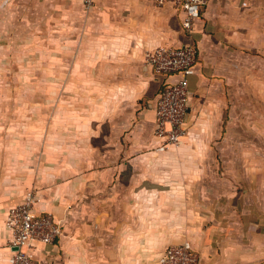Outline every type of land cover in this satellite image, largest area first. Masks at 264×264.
Segmentation results:
<instances>
[{
  "label": "crops",
  "instance_id": "obj_1",
  "mask_svg": "<svg viewBox=\"0 0 264 264\" xmlns=\"http://www.w3.org/2000/svg\"><path fill=\"white\" fill-rule=\"evenodd\" d=\"M70 18L75 136L51 168L5 169L0 264H9L13 253L9 211L32 188L35 210L51 214L62 228L54 243L37 250L39 264H157L168 247L184 243L200 264L264 263V222L248 218L264 212L263 177L259 188L247 186L239 196L235 189L223 192L207 136L220 130L226 92L222 127L241 116L244 130L259 125L264 132V0H211L190 34L174 5L152 0H95ZM184 45L198 50L190 134L179 147L158 152L154 107L162 78L145 57ZM256 98L262 106L253 108ZM240 157L234 162L257 158Z\"/></svg>",
  "mask_w": 264,
  "mask_h": 264
},
{
  "label": "rangeland",
  "instance_id": "obj_2",
  "mask_svg": "<svg viewBox=\"0 0 264 264\" xmlns=\"http://www.w3.org/2000/svg\"><path fill=\"white\" fill-rule=\"evenodd\" d=\"M83 8L79 0H0V180L6 168L14 174L38 173L68 154L75 136L71 115L79 109L69 92L68 38L75 24L70 14L79 15ZM256 99L253 108L262 106ZM222 101L220 130L207 135L213 138L209 154L216 157L221 190L235 189L239 196L247 186L259 188L262 177L264 182V132L259 125L244 130L241 116L222 127L223 111L230 105L227 92ZM244 102L237 100L238 107ZM239 155L257 158L234 162ZM31 190L37 196L36 188ZM248 218L264 222V212L254 210Z\"/></svg>",
  "mask_w": 264,
  "mask_h": 264
},
{
  "label": "built area",
  "instance_id": "obj_3",
  "mask_svg": "<svg viewBox=\"0 0 264 264\" xmlns=\"http://www.w3.org/2000/svg\"><path fill=\"white\" fill-rule=\"evenodd\" d=\"M95 0H83L85 9ZM158 6L174 5L183 15V29L190 34L200 19L202 10L211 0H152ZM198 50L193 45L163 46L145 57L153 74L165 78L164 89L155 102L154 136L158 152L179 147L190 134L189 112L192 90L191 78L195 74ZM37 196L29 192L24 200L9 211L6 225L12 231L9 264H39L36 252L50 245L61 235L62 228L51 214L35 210ZM157 264H200L199 254L190 243L168 247ZM264 264V263H262Z\"/></svg>",
  "mask_w": 264,
  "mask_h": 264
},
{
  "label": "trees",
  "instance_id": "obj_4",
  "mask_svg": "<svg viewBox=\"0 0 264 264\" xmlns=\"http://www.w3.org/2000/svg\"><path fill=\"white\" fill-rule=\"evenodd\" d=\"M161 78H162V85H161L162 87H161V90L160 91H162L164 89V82H165V78L164 77H161Z\"/></svg>",
  "mask_w": 264,
  "mask_h": 264
}]
</instances>
